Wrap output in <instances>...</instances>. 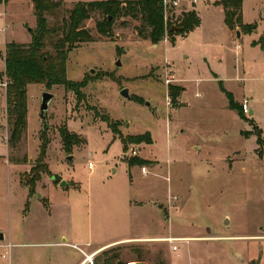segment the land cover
Returning a JSON list of instances; mask_svg holds the SVG:
<instances>
[{
    "label": "rangeland",
    "instance_id": "374dc122",
    "mask_svg": "<svg viewBox=\"0 0 264 264\" xmlns=\"http://www.w3.org/2000/svg\"><path fill=\"white\" fill-rule=\"evenodd\" d=\"M63 1L71 8L92 0ZM193 7L202 23L184 38L176 33L175 43L169 36L157 43L143 39L138 30L147 29L141 15L119 16L112 37L101 35L96 25L104 15L92 12L84 24L94 41L79 44L67 61L69 79L91 78L83 89L86 98L79 100L63 85L28 84V128L15 148L8 144L5 59L0 57V229L7 236L10 230L17 240L25 229H53L58 239L60 229L69 228L64 192L52 188L56 205L48 217V205L37 206L39 194L32 199L21 181L36 164L45 131V162L52 173L58 181L79 185L78 198L90 197V223L80 234L93 246L135 237L91 253L88 264H110L106 256L113 257L112 264H264V46L252 45L264 38V0L246 2L252 31L241 38L231 35L223 8L208 0L178 5L171 0L167 8L178 17ZM65 11L49 15L50 23ZM36 26L33 0H2L0 51L6 40L31 41ZM168 75L175 79L167 84ZM171 84L180 88L176 106L168 94ZM221 84L239 108L247 99L255 111L241 117L229 107ZM124 88L131 97L121 94ZM44 91L54 94L47 121L41 117ZM64 128L80 137L72 151L63 147ZM141 134H149L152 143L135 142ZM120 135L129 137L126 149ZM135 157L144 162L130 165ZM51 184L59 187L43 173L34 194L44 192L46 198ZM70 191L73 196L74 188ZM169 195L177 200L170 203ZM131 197L146 203L154 198V212L128 206L125 198ZM7 241H0V264H72L83 256L59 245L47 263L42 247H14L11 257L3 256ZM18 249L20 259L14 257Z\"/></svg>",
    "mask_w": 264,
    "mask_h": 264
},
{
    "label": "trees",
    "instance_id": "16d2710c",
    "mask_svg": "<svg viewBox=\"0 0 264 264\" xmlns=\"http://www.w3.org/2000/svg\"><path fill=\"white\" fill-rule=\"evenodd\" d=\"M245 0H216L215 5L223 8L225 23L233 33L247 34L252 30V24H246L243 20V2ZM2 0H0V3ZM37 26L31 32L32 39L29 42L11 41L6 44L5 51H0V57L5 59L6 76V114L10 124V137L8 144L15 148L21 142L28 127V98L27 86L30 83H43L46 87L63 85L73 91L79 100L86 98L84 87L91 81L85 76L82 80L74 81L67 77V61L73 49L79 44L94 41L92 32L85 26L84 22L91 17L92 12L100 11L104 18L97 22L99 34L112 37L115 20L119 16L130 15L138 17L141 15L147 31L140 27L138 33L143 39H151L157 43L166 35L171 37L170 41L175 43L174 35L178 33L182 37L195 30L201 24V17L195 9L185 10L177 17L173 9H166L163 0H92L78 1L73 7L65 6L63 0H33ZM65 8V15L57 18V23L51 24L49 15L61 13ZM58 14V15H59ZM177 20H174V19ZM173 25L182 27L181 31H171ZM264 46V38L253 41L252 45ZM105 76L116 78L109 73ZM221 89L226 92L229 99V107L236 109L243 117V107L239 108L232 92L221 84ZM180 88L171 84L168 86V94L172 103L177 105ZM136 99V98H135ZM112 127V125H111ZM114 133L120 134L114 127ZM146 135V136H145ZM137 135L135 142L152 143L148 134ZM63 147L72 151L74 144L81 143L80 137L66 128L61 130ZM124 149L130 143L129 137L120 135ZM49 144L47 134L42 132V143L40 154L36 164L30 172L22 177V183L28 188L29 196L34 195L36 183L41 179L43 173L50 175L54 182H59L57 175L52 173L45 162L46 148ZM11 161L18 163L19 159L14 157ZM144 162L142 158L135 157L129 164ZM30 201L26 203L29 209ZM113 257L106 256V262L112 264Z\"/></svg>",
    "mask_w": 264,
    "mask_h": 264
},
{
    "label": "crops",
    "instance_id": "0c3cea01",
    "mask_svg": "<svg viewBox=\"0 0 264 264\" xmlns=\"http://www.w3.org/2000/svg\"><path fill=\"white\" fill-rule=\"evenodd\" d=\"M208 1L210 3L214 4V2L216 0H208ZM247 1H249V0H245L243 2V20H244V23L251 24L250 22L247 21V18L245 16V6H246ZM192 9H195V8L193 7ZM197 13L199 14L198 11H197ZM199 16L201 17L200 14H199ZM224 16H225V14H224ZM201 23H202V18H201ZM5 27H7V25H4L2 27V29L5 30ZM199 27L200 26H198L195 30H193L190 33L197 31ZM230 31H231V35L234 37L233 31L232 30H230ZM243 35L244 34L241 33L240 38ZM236 36H237V34H236ZM184 37H181V38H184ZM8 42L9 41H7V40L5 41L3 48H1L2 51L5 50L6 44ZM239 46H240V44H236V47H239ZM172 76H174V79H175V75H172ZM5 78H6V76H5ZM174 83L179 84V83L175 82V80H174ZM167 89H168V87H167ZM5 93H6V87H5ZM252 111L254 112L255 110L252 108ZM6 120H7V114H6ZM51 179L53 180L52 177H51ZM51 185H48L46 187V192H47L46 198H44V196H43L44 192H42L43 195L40 192H38V193L32 195V199L37 194H39V198L36 199V201H37L36 205L38 206V204H40V202H41V205H43L44 207H46V205H48V207L50 209L48 217H51L52 216L51 211L53 210V207L55 204L54 201L51 200L52 193H53L52 190L55 189L56 194H58V192H59L58 190H61V192H64L63 195L64 196L66 195V196L64 198L65 202L63 201V204H64L63 207L68 209L67 212L69 214V228L66 231L61 228L60 231L57 233V234H59L58 239L55 238V236H54L55 233H54L53 229H48L47 231L32 230L30 232H27L25 229L23 231V237L21 239H17V240H14V234H13L12 230L9 229L10 230V236H7L6 232L2 231V229H0V232L3 233V235H4L3 241H6V239L9 238V241H7V242L11 243L13 245V248L14 247H18V248L22 247L23 248L25 246L42 247L41 249H39V251H40V253H44V255L46 256L45 263L49 262V258L51 256H53V255L55 256V252H54L55 249L54 248L56 247V245H59L60 247H62V246L63 247H73V248L79 249L82 252L83 256L80 259H75L72 264H88V260L90 257L89 255H91V253H96L102 249L109 247V246H112V245H115L118 243H122V242L123 243L128 242V241L133 240L135 238V237H121V238L113 239L111 241H107V242L101 243L99 245L93 246L91 244V242L89 240H87V238L85 239L83 237V235L86 231L85 228H87L89 226V223H90V217H89L90 212L88 211L89 207H90V197L86 196V198L85 197L78 198V195L81 194L79 185L74 186V185H70V183L64 187H62L60 185H59V187L54 186V185H52V187H51ZM69 185H70V187H68ZM73 188H74V193L72 194L73 196H71L70 190ZM26 189L28 191L27 187H26ZM74 196H75V198H74ZM125 199H126L125 202L130 207H132V206H134V207L147 206L149 209L152 210V212H154V198H152V200H150L147 203L144 200H142V198L138 199V198H132L131 197V198H125ZM82 229H84V233L80 234V231ZM150 237H152V239H154V236H150ZM52 248L54 250H52ZM21 252H22V250L18 249V254L14 255V257L17 259H20ZM36 253H37V251H36ZM46 254H48V255H46ZM86 256H87V258H86ZM49 264H51V263H49Z\"/></svg>",
    "mask_w": 264,
    "mask_h": 264
},
{
    "label": "water",
    "instance_id": "95a60500",
    "mask_svg": "<svg viewBox=\"0 0 264 264\" xmlns=\"http://www.w3.org/2000/svg\"><path fill=\"white\" fill-rule=\"evenodd\" d=\"M170 30L178 32V31L182 30V27L173 25ZM240 36H241V31L238 30L237 31V37L240 38ZM117 65H121V62L117 61ZM121 94L124 97H127V98L131 97L128 88H124L121 91ZM53 98H54V94L52 92H49V91H44L43 92L42 102H41V117L43 118L44 121H47L46 113L49 110L50 103H51ZM146 104L147 105H151L150 102H147ZM68 184L69 183L66 180H61L60 183H59V185L62 186V187L67 186ZM3 239H4V235H3V233L0 232V241L3 240ZM131 264H146V263L144 261H133Z\"/></svg>",
    "mask_w": 264,
    "mask_h": 264
},
{
    "label": "built area",
    "instance_id": "2783aa9c",
    "mask_svg": "<svg viewBox=\"0 0 264 264\" xmlns=\"http://www.w3.org/2000/svg\"><path fill=\"white\" fill-rule=\"evenodd\" d=\"M179 1L180 0H173V4L178 5ZM192 1L195 3L198 0H192ZM170 2H171V0H163V3L165 5L166 9H167L168 6H170ZM166 36H168V35H166ZM172 80H173V76L172 75H168V77L166 78L167 84L170 83ZM4 85H6V82L4 83ZM242 107H243V111L245 113H249L250 111H252V108L249 105V100H247V99L244 100V102L242 104ZM134 154H137V152L135 151ZM93 166H94V164L92 162H89V167L92 168ZM141 169H142V172L144 174L148 173L147 166H143ZM168 199H169V202L171 203V202L177 200V197L176 196L169 195ZM5 247H6V251H5V253H4L3 256H9V257H11V250L13 248V245L11 243H8V244L5 245ZM173 249L174 250H177L178 249V246L177 245H174L173 246ZM89 259H90V257H89Z\"/></svg>",
    "mask_w": 264,
    "mask_h": 264
}]
</instances>
